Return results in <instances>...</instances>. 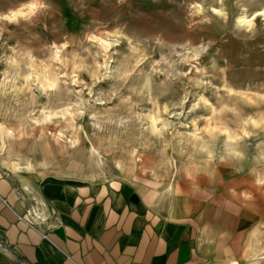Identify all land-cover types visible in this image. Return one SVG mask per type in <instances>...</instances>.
Masks as SVG:
<instances>
[{
	"label": "rangeland",
	"instance_id": "obj_1",
	"mask_svg": "<svg viewBox=\"0 0 264 264\" xmlns=\"http://www.w3.org/2000/svg\"><path fill=\"white\" fill-rule=\"evenodd\" d=\"M0 164L197 189L264 264V0H0Z\"/></svg>",
	"mask_w": 264,
	"mask_h": 264
},
{
	"label": "crops",
	"instance_id": "obj_2",
	"mask_svg": "<svg viewBox=\"0 0 264 264\" xmlns=\"http://www.w3.org/2000/svg\"><path fill=\"white\" fill-rule=\"evenodd\" d=\"M211 206L193 188L0 164V264H207L227 243Z\"/></svg>",
	"mask_w": 264,
	"mask_h": 264
}]
</instances>
